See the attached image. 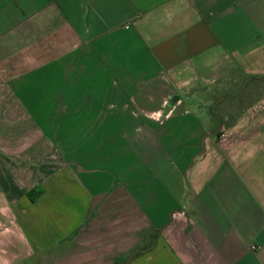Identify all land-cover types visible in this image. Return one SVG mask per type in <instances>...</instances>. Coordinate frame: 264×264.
<instances>
[{"label": "crops", "instance_id": "crops-1", "mask_svg": "<svg viewBox=\"0 0 264 264\" xmlns=\"http://www.w3.org/2000/svg\"><path fill=\"white\" fill-rule=\"evenodd\" d=\"M259 78L264 0H0V264H264Z\"/></svg>", "mask_w": 264, "mask_h": 264}, {"label": "rangeland", "instance_id": "rangeland-1", "mask_svg": "<svg viewBox=\"0 0 264 264\" xmlns=\"http://www.w3.org/2000/svg\"><path fill=\"white\" fill-rule=\"evenodd\" d=\"M235 78L229 79V80L221 82L219 84H216L213 86V88H211V90L212 91L216 90L219 93H223V92L226 93V92H230L233 90V92H235V94H237V92H238L237 88L239 85L236 86L234 82L236 80L243 82L246 80V78H244V77H237L236 79ZM234 88L236 91L234 90ZM262 92H264V84L263 83H261V84L251 83L248 85L247 91L245 92V94H246L245 96L248 97L250 100H252V99L256 98L257 95L262 93ZM221 105H222V103H221ZM242 105H244V104L237 106V103L232 102L230 105L231 108H227V112L229 111L231 113L232 112L237 113L238 110L241 109ZM224 109H226V107H224L223 109H222V107H220V109H218V112H222V110H224Z\"/></svg>", "mask_w": 264, "mask_h": 264}, {"label": "trees", "instance_id": "trees-1", "mask_svg": "<svg viewBox=\"0 0 264 264\" xmlns=\"http://www.w3.org/2000/svg\"><path fill=\"white\" fill-rule=\"evenodd\" d=\"M260 80L264 81V78H259ZM30 197L32 199H35V196L33 195V193H30ZM160 232V230H158L157 228H154L153 230H151L150 232L146 233L145 237H144V241L143 243L136 247L135 249H133L125 258L123 261L121 262H117L116 264H124L129 262L131 259L140 256L148 251H151L154 248L155 245V241L156 238L158 237V233Z\"/></svg>", "mask_w": 264, "mask_h": 264}, {"label": "built area", "instance_id": "built-area-1", "mask_svg": "<svg viewBox=\"0 0 264 264\" xmlns=\"http://www.w3.org/2000/svg\"><path fill=\"white\" fill-rule=\"evenodd\" d=\"M257 249V247L256 246H252V250H256Z\"/></svg>", "mask_w": 264, "mask_h": 264}]
</instances>
